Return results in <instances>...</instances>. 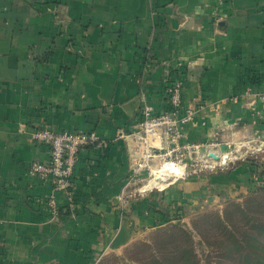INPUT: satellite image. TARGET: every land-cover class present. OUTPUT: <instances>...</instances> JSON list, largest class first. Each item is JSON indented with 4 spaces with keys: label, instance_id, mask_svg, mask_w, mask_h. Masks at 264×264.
<instances>
[{
    "label": "crops",
    "instance_id": "crops-1",
    "mask_svg": "<svg viewBox=\"0 0 264 264\" xmlns=\"http://www.w3.org/2000/svg\"><path fill=\"white\" fill-rule=\"evenodd\" d=\"M175 80L196 110L186 142L227 146L233 159L134 195L140 173L125 136L144 102L169 109ZM42 127L98 136L79 154L72 205L29 174L50 160L31 138ZM260 143L264 0H0V264H95L170 213L247 194L264 183Z\"/></svg>",
    "mask_w": 264,
    "mask_h": 264
},
{
    "label": "rangeland",
    "instance_id": "rangeland-1",
    "mask_svg": "<svg viewBox=\"0 0 264 264\" xmlns=\"http://www.w3.org/2000/svg\"><path fill=\"white\" fill-rule=\"evenodd\" d=\"M204 150L192 159L185 155L186 173L179 179L186 180L193 174L208 177L229 170V164L220 161L211 163V159L207 163L208 151ZM152 170H160V166ZM149 174L148 170L140 172L134 195L164 193L167 186L140 190L151 177ZM259 183L239 197L220 202L208 196L181 216L170 213L160 224L142 230L127 247L103 254L95 264H257L253 248L246 242L256 245L254 236L259 228L264 229V183Z\"/></svg>",
    "mask_w": 264,
    "mask_h": 264
},
{
    "label": "built area",
    "instance_id": "built-area-1",
    "mask_svg": "<svg viewBox=\"0 0 264 264\" xmlns=\"http://www.w3.org/2000/svg\"><path fill=\"white\" fill-rule=\"evenodd\" d=\"M166 93L169 109L156 113L153 106L144 102L137 130L125 137L133 142V164L138 173L148 170L151 175L152 169L156 166L163 169L164 165H169L175 175H178L176 179H179L186 173L187 163L184 161L187 156L185 155L188 154L192 159L200 153V146L186 142L188 127L193 123L196 110L184 106L182 81L168 82ZM31 138L33 142L49 147L50 160L48 163L33 162L29 174L36 176L42 182H51L54 192L63 193L72 205V179L79 154L85 147L97 143L98 136L86 132H57L49 127H42L33 132ZM263 149L264 143H260L254 151L260 152ZM209 153L210 151L206 155L207 163L212 161ZM47 204L52 212L58 215L59 208L55 195L48 199Z\"/></svg>",
    "mask_w": 264,
    "mask_h": 264
},
{
    "label": "bare ground",
    "instance_id": "bare-ground-1",
    "mask_svg": "<svg viewBox=\"0 0 264 264\" xmlns=\"http://www.w3.org/2000/svg\"><path fill=\"white\" fill-rule=\"evenodd\" d=\"M214 151V150H213ZM215 152V151H214ZM212 152L209 154L211 159L215 162L220 161L222 164H227L231 158L233 159V153L232 152ZM218 156H217V155ZM178 175H175V172L173 169L170 168L168 165H164L163 169L160 168V170H154L151 177L148 179V181L142 185L140 188L143 190H148L152 187H159V186H165L175 179Z\"/></svg>",
    "mask_w": 264,
    "mask_h": 264
},
{
    "label": "trees",
    "instance_id": "trees-1",
    "mask_svg": "<svg viewBox=\"0 0 264 264\" xmlns=\"http://www.w3.org/2000/svg\"><path fill=\"white\" fill-rule=\"evenodd\" d=\"M60 213V211H59ZM255 244H252L251 242H246L249 247L253 248V257L254 261H256L257 264H264V229L259 228L258 234L254 236ZM248 260L249 257H247Z\"/></svg>",
    "mask_w": 264,
    "mask_h": 264
},
{
    "label": "water",
    "instance_id": "water-1",
    "mask_svg": "<svg viewBox=\"0 0 264 264\" xmlns=\"http://www.w3.org/2000/svg\"><path fill=\"white\" fill-rule=\"evenodd\" d=\"M221 149H222L223 152H228L229 151V148L227 146H223Z\"/></svg>",
    "mask_w": 264,
    "mask_h": 264
}]
</instances>
